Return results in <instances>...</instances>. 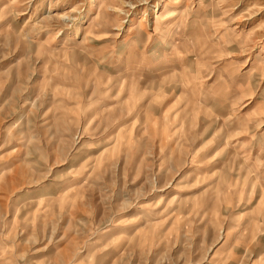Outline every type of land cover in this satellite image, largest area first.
Listing matches in <instances>:
<instances>
[{
  "label": "rangeland",
  "instance_id": "1",
  "mask_svg": "<svg viewBox=\"0 0 264 264\" xmlns=\"http://www.w3.org/2000/svg\"><path fill=\"white\" fill-rule=\"evenodd\" d=\"M0 264H264V0H0Z\"/></svg>",
  "mask_w": 264,
  "mask_h": 264
}]
</instances>
